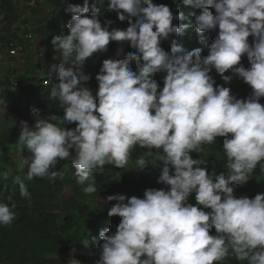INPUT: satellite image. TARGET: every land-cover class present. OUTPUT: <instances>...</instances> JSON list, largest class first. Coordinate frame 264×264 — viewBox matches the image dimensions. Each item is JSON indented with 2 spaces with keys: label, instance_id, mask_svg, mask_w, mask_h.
Here are the masks:
<instances>
[{
  "label": "clouds",
  "instance_id": "9594fccd",
  "mask_svg": "<svg viewBox=\"0 0 264 264\" xmlns=\"http://www.w3.org/2000/svg\"><path fill=\"white\" fill-rule=\"evenodd\" d=\"M182 3L199 9L192 20L200 43L202 34L217 31L206 56L199 48L161 47L189 27L173 24L185 17L174 15L167 5L107 0V10L128 24L124 30H109L112 21L102 26L95 4L91 9L88 0L69 4L64 9L71 14L67 34L51 40L58 62L47 69L48 81L58 79L50 99L58 101L63 116L43 117L34 109V125H18L16 143L29 155L23 160L25 176H15L14 183L29 207L32 196L25 181L54 179L59 161L71 162L86 196L97 192L94 173L107 165L128 168L137 149L144 152L134 159L135 169L159 167L157 183L167 190L149 188L143 198L115 194L103 201L111 204L107 215L120 220L114 233L103 229L99 241L92 240L99 249L96 264H221L228 257L264 264V193L234 195L257 169L264 177V0ZM89 11L90 17L85 15ZM110 42H126L135 51L103 60L93 95L85 87L91 76L83 66ZM213 70L225 84L233 76L242 80L250 95L239 99L229 87L216 85ZM158 73L165 74L162 89L154 79ZM217 138H223L226 171L213 176L202 166L205 160L190 154H207ZM193 194L195 204L189 203ZM6 199L9 203H0V227H11L17 219L13 195ZM68 264L81 262L71 258Z\"/></svg>",
  "mask_w": 264,
  "mask_h": 264
},
{
  "label": "trees",
  "instance_id": "16d2710c",
  "mask_svg": "<svg viewBox=\"0 0 264 264\" xmlns=\"http://www.w3.org/2000/svg\"><path fill=\"white\" fill-rule=\"evenodd\" d=\"M83 2L84 0H0V42L13 36L12 39L18 41L17 45L22 48V41L14 32L18 24H29L31 20L32 33L36 41L47 51L43 57L47 62L51 60L50 56L55 54L51 40L56 36L67 34L66 25L71 20V14L66 13L64 9L69 4L83 5ZM88 3L90 9L93 4L100 8L99 20L102 26L105 21L110 20L112 24L109 30L113 28L124 30L128 27L127 21H119L115 12L107 10V0H88ZM153 3L167 5L174 15H184V20H174L173 24L189 25L181 34L161 42V47L165 51H171L173 47L185 51L199 48L202 55H207V45L215 38L217 31L202 34L204 43L199 42L200 35L196 33L192 20V13L198 14L199 9L184 6L182 0H153ZM44 5L50 8L46 21L49 22L53 16L54 21L50 26L35 20L34 26L33 18L40 13ZM85 15L90 17L91 11ZM119 49H123V52L117 57L116 53ZM134 51L126 42L122 44L110 42L104 53L95 54L92 60L88 58L83 71L85 74H90L91 79L85 87L95 95L98 88L95 77L103 60L123 58ZM241 63L245 68L249 67L246 57H242ZM131 67L135 70V64ZM164 75L158 73L154 76L161 89ZM210 75L216 85L229 87L231 94L239 99L247 98L251 93L249 86L235 76L230 83L225 84L214 70ZM56 83L58 79L55 76L48 81L47 72L42 70L35 74L19 75L17 85L13 88L7 85L0 88V203H9L6 196L12 194L17 214V219L11 227H0L1 264H68L71 258L80 261L81 264H96L99 249L92 247V240L95 238L99 241V232L103 229H109L114 233L120 220L119 217L107 215L111 204L103 202L106 197L115 194L143 196L144 191L149 188L167 190V186L157 183L159 167L135 169L134 159L139 158L144 152L142 149H137L132 154L133 160L130 161L128 168L118 169L107 165L102 171L94 173L97 192L90 196L83 194L77 184L73 174L75 169L71 162L59 161L55 168L58 175L54 179L37 178L25 181L32 196V205L29 207L27 201L20 197L19 187L14 183L15 176L19 175L21 178L25 176L27 167L23 164L24 169L18 173L17 168L12 169L7 164L13 162V158L17 155L22 154V160L29 155L21 149L16 140L19 136L18 125L21 120L26 121L30 127L33 126L32 110L38 109L41 115L46 117L63 116L58 101L50 99L51 87ZM260 102L264 104V98H261ZM64 127L71 129L75 124H66ZM222 140L223 138H217L216 144L209 148L207 154L201 153L200 157L195 152L190 154L193 159L205 160L206 163L202 166L206 167L208 173L213 176L226 171ZM9 168L12 170L10 171ZM5 174L7 179L4 178ZM249 179L250 181L243 187L235 188L236 197L254 198L256 194L264 193V177H261L259 169ZM5 185L6 191H4ZM189 203L195 204L194 194L189 197ZM210 234L214 235L215 230L213 229ZM84 242H87V247ZM221 264H243V262L228 257Z\"/></svg>",
  "mask_w": 264,
  "mask_h": 264
},
{
  "label": "rangeland",
  "instance_id": "374dc122",
  "mask_svg": "<svg viewBox=\"0 0 264 264\" xmlns=\"http://www.w3.org/2000/svg\"><path fill=\"white\" fill-rule=\"evenodd\" d=\"M50 12V8L46 5H44L40 11V13L35 16L33 18V22H35L34 26L36 25V21H38V23H42L43 25H50L51 26V22L54 21V16L50 19L49 22L46 21V17H47V14ZM36 20V21H35ZM30 23L28 24V26H32V22L31 20H29ZM35 40V38H34ZM33 48L31 49L32 53H30L28 51V49L32 46H30L28 43H22V48H23V51L24 53H26V56H25V59L23 61L22 64H20L17 68V73L19 75H24V74H30V73H36L38 71H42L43 72H47V69L49 67V65L53 64V63H57L58 61H56L55 59V56L57 55V53L55 54H52L50 56V59L51 60H48L47 62L45 61V58H43L45 56V54L47 53V51H45V47L41 46L36 40L34 41L33 43ZM24 47L26 49H24ZM95 54L90 58V60H92L94 58ZM36 70V71H35ZM43 117H46V116H43ZM22 121V120H21ZM32 123L34 125L35 123V120L32 119ZM20 156V157H19ZM17 155L15 156V158H13V162H10L9 164H7L8 167H12V169H15L17 168L18 170V173L19 171L23 170L24 167H23V160L21 159L23 156L22 154L20 155ZM11 168H9V170L11 171L12 170ZM126 197H132V196H136V197H139V198H143V196H138V195H131V194H128V195H125ZM1 264V263H0Z\"/></svg>",
  "mask_w": 264,
  "mask_h": 264
},
{
  "label": "built area",
  "instance_id": "2783aa9c",
  "mask_svg": "<svg viewBox=\"0 0 264 264\" xmlns=\"http://www.w3.org/2000/svg\"><path fill=\"white\" fill-rule=\"evenodd\" d=\"M14 34L22 43L32 44L35 41L32 26L29 27L28 24H18ZM12 37L0 42V68L7 69L6 73L0 74V88L4 85L9 88L17 85V77L19 76L17 68L23 63L26 56L23 48L17 45L18 41L12 39Z\"/></svg>",
  "mask_w": 264,
  "mask_h": 264
},
{
  "label": "crops",
  "instance_id": "0c3cea01",
  "mask_svg": "<svg viewBox=\"0 0 264 264\" xmlns=\"http://www.w3.org/2000/svg\"><path fill=\"white\" fill-rule=\"evenodd\" d=\"M33 47H31V48H29L28 49V51L30 52V53H32L31 51V49H32ZM7 72V69L6 68H0V74H3V73H6Z\"/></svg>",
  "mask_w": 264,
  "mask_h": 264
}]
</instances>
